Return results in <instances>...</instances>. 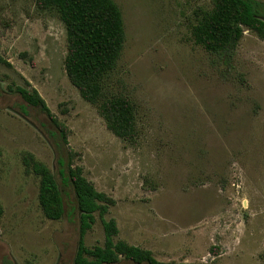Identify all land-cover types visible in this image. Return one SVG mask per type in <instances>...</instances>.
Listing matches in <instances>:
<instances>
[{"label": "rangeland", "instance_id": "374dc122", "mask_svg": "<svg viewBox=\"0 0 264 264\" xmlns=\"http://www.w3.org/2000/svg\"><path fill=\"white\" fill-rule=\"evenodd\" d=\"M113 1L125 40L104 93L130 102L133 141L114 136L69 82L57 14L0 0V262L73 264L78 241L72 191L62 219L47 220L38 178L24 169L32 155L59 183L53 126L39 111L21 114V87L38 93L65 128L73 165L113 201L103 220H114V241L159 264H264V36L245 30L223 58L191 36L213 0ZM103 242L95 213L84 244Z\"/></svg>", "mask_w": 264, "mask_h": 264}, {"label": "trees", "instance_id": "16d2710c", "mask_svg": "<svg viewBox=\"0 0 264 264\" xmlns=\"http://www.w3.org/2000/svg\"><path fill=\"white\" fill-rule=\"evenodd\" d=\"M41 9L53 10L66 32L67 52L64 70L80 97L97 105L107 129L116 137L133 141L135 118L130 102L119 96H106L104 90L109 76L122 54L125 34L121 11L113 0H37ZM191 36L195 45L206 53L227 58L237 47L245 30L264 36V2L257 0H213L212 8L203 11ZM0 64L8 63L0 55ZM14 92L23 102L22 115L27 109L39 111L53 126L50 132L59 147L56 171L59 183L52 172L34 160L32 155L22 159L26 172L38 178L37 200L43 216L59 221L65 215L64 194L72 191L78 211V241L73 264H116L121 258L134 264H159L151 252L114 241L117 228L114 220L104 221L109 204L113 201L95 190L82 175L80 167L72 163L64 126L49 111L34 89L16 87ZM101 220L104 232L102 246L88 248L84 236L94 223V214ZM0 264H13L4 258Z\"/></svg>", "mask_w": 264, "mask_h": 264}]
</instances>
